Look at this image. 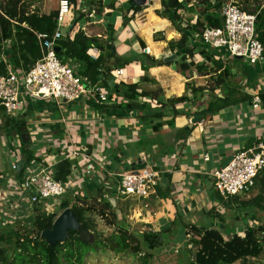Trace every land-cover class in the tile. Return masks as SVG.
<instances>
[{"label":"crops","instance_id":"1","mask_svg":"<svg viewBox=\"0 0 264 264\" xmlns=\"http://www.w3.org/2000/svg\"><path fill=\"white\" fill-rule=\"evenodd\" d=\"M91 6L88 13H92V17L97 15V20L79 26L78 23L75 24L73 17L74 28L70 29L73 35L81 29L86 36L98 37L104 44L110 31L108 25H112V42L109 45L111 55L115 57L105 60V66L111 69L107 84L111 87L120 81L126 84L137 83L143 91L160 88L161 95L158 98L166 104L161 106L159 100L158 102L149 97H138L129 109L124 105L118 106L122 102L120 96L117 102L99 104L94 97L84 95L73 102L82 103L76 115L72 116L69 111L68 119L65 115L57 119L48 115L46 119L40 120L43 110L38 111L28 100L25 117L19 120L24 123L23 130L20 133L15 131L21 145L16 148L12 144L6 154L8 157H14L13 165L20 160L24 162L27 158L24 157L23 149L26 148L33 154L31 142L42 132L46 141H58L61 138L62 144L76 141L85 143L97 160L94 175L102 181H116L118 172L140 169L150 161L162 171L161 178L165 188L161 190L168 191V197L160 198L156 195L143 199L135 198L136 204L147 206L146 203L150 202L152 207L156 206L152 210L157 213V218H160L165 228L177 218H180L182 223L186 220L187 224L215 227L218 221L210 217L209 210L214 192L208 185L212 179L210 171L205 169L206 155L212 152L216 167L217 162H223L233 151L252 147L259 137H264V110L261 104L256 108L252 106L254 96L259 97L258 94L262 93L264 97V63L252 66L245 62V65L235 68L226 52L218 50L222 54L224 65L231 68L234 79L238 75L242 76H238L236 91L251 95L252 99L251 103L241 102L215 114L202 115L200 112L208 107L210 101L226 93L225 87L215 88L214 91L196 90L199 87L207 88L208 79L212 74L201 75L194 69L182 73L176 65L150 67L145 72L138 61L124 64L126 59H133L140 53L156 60L175 55L168 48V42L177 41L181 34L167 19L156 14V11L161 10L160 0H146L137 13L129 9L131 6L128 0H92ZM98 9H101L100 14L95 13ZM195 13L190 14L189 18L193 22ZM155 34H159L163 40H155ZM140 42L144 44L143 49ZM112 47L115 49L114 54ZM103 53L105 55L106 51ZM99 54L100 51L96 48L90 50V55L96 58ZM194 57V62L200 64L201 56L197 54ZM118 69H122L123 74L120 77L113 76V71ZM143 76H146L148 81H141ZM227 81L231 83L232 80ZM188 85L194 87L195 91L188 89ZM181 96L188 97V101L174 107L168 105L167 101ZM53 102L56 106L67 104L54 100ZM159 113L161 118H154L153 115ZM199 115L202 119L192 123V119ZM30 117H33V120ZM31 123H34L33 130L36 133L30 132ZM155 125L158 129L153 128ZM7 126L9 125H5ZM9 128L6 130L11 132ZM2 132L0 145L7 147V143L2 139ZM23 133L27 134L25 142L21 138ZM6 169L12 174L7 175ZM17 174L18 172L10 170L9 167L5 168L4 155L0 151V233L13 228L12 221H26L24 225H27L34 216L33 208L29 206L21 191L16 189L14 181L18 180ZM84 188L88 196L94 191L91 182L85 183ZM130 200L132 199H128L129 204ZM110 203L113 208L119 210L117 196L110 200ZM207 221L208 224H203Z\"/></svg>","mask_w":264,"mask_h":264},{"label":"trees","instance_id":"2","mask_svg":"<svg viewBox=\"0 0 264 264\" xmlns=\"http://www.w3.org/2000/svg\"><path fill=\"white\" fill-rule=\"evenodd\" d=\"M192 0H162L161 10L156 11V14L167 19L172 26L181 34V37L177 41H169L168 48L174 52L176 58L160 63L159 60L150 57L147 54L140 53L135 55L136 59H126L124 64L132 61H138L141 69L147 71L150 67L155 66H170L176 65L179 72H186L194 69L201 75L212 74L206 87H199L196 90L203 91L209 89L214 91L215 88L223 89L225 87L226 93L223 96L216 97L209 102L208 107L200 112L202 115L215 114L218 111L241 102L251 103V95L238 93L236 88L229 85L227 80H232L231 68L224 65L221 60V52L218 50H209L200 40L193 39V34L200 35L201 30L205 27H220L222 18L220 16L219 9L224 0H215V5L212 8H216L209 11V3L206 8L199 9V16L194 24L190 22L191 19H182L180 11L185 10V4L191 3ZM208 2L207 0H204ZM242 10L249 13H255V30L258 34V39L264 46V8L260 9L264 0H233ZM73 4L75 0H70ZM100 4V3H98ZM130 4V3H129ZM241 4L252 5L253 10L248 11L245 6ZM101 6V4H100ZM112 6V5H111ZM101 8V7H100ZM133 13L139 12L141 7H130ZM101 9L96 10L95 13L100 14ZM56 16L57 11H51L49 13H38L29 11L26 3L23 0H0V50L5 54L6 61L11 64L15 69L28 70L31 68L37 60L42 56L40 44L37 40L36 34H51L56 28ZM84 15L80 13L78 17L74 19L77 24L78 20ZM202 17V18H201ZM108 38L103 44L98 37H88L84 32L79 29L72 39L66 37L65 39L57 41V47L59 51L57 56L61 61L67 62L68 59L77 63V74L85 77L91 83H99L103 88L110 90L109 94H115L120 96L121 103L118 106L124 105L125 108H132L134 102L138 97H149L156 101H160V105L166 104L158 97L161 95V89L158 88L155 91H143L140 90L139 84H126L122 81L114 83L113 86L107 84V80L110 78L111 69L105 66L106 58L115 57L111 55V47L109 45L112 42L111 29L112 25H108ZM160 34V33H159ZM159 34L155 36V40H163ZM3 44V46H2ZM141 48H144V44L140 42ZM96 48L100 51L99 56L94 60L90 57V50ZM197 50V51H196ZM104 51L106 54L104 55ZM197 53L204 60L203 63H196L192 60L194 54ZM228 56V53H226ZM187 58L191 59L187 62ZM235 62L238 59L232 58ZM6 74V64L0 61V75ZM102 78V80H101ZM101 80V81H100ZM141 81H148L146 76L141 78ZM192 92L195 91L194 87L187 86ZM238 95V96H236ZM261 105L264 110V97L262 93H259ZM127 100L126 101H123ZM158 101V102H159ZM188 101V97L181 96L167 101L168 105L173 107L176 104L185 103ZM125 102V103H123ZM176 113V111H175ZM154 118H161V113L154 114ZM6 125H15L19 129L17 133H20L24 125L23 121L12 120L7 118ZM154 129H158L155 125ZM24 157L28 160L33 158V154L26 148L23 149ZM25 159V161L27 160ZM70 172V162L68 160L60 161L55 168V178L59 181L66 180ZM21 175V171L17 174ZM255 185L258 186V194L248 200L240 201L238 196L230 197L225 201L218 193L216 198L225 206H230L233 202L236 207L240 209L258 208L264 211V171L256 178ZM156 195L160 198L168 197V191L158 189ZM80 203V204H78ZM61 210L70 208L76 215L78 222L85 228L93 229L92 221L89 219L88 213L95 208L89 207L85 201L75 199L71 202L65 199L59 203ZM108 213L117 216L115 209L112 207L108 200H103L98 209V213L104 216ZM250 218L255 217V213L249 211ZM219 218L221 216L218 214ZM141 217L140 210H137L133 214L134 219ZM55 215L50 212L47 214H39L33 216L30 223L20 229H6L0 233V264H84V258L88 252H95L98 249L104 251L109 250L115 254H123L131 251V243L133 241L128 229L121 222L114 230L113 234L108 239L95 240L94 242H82L78 237V233L70 231L67 239L63 243H56L55 245H49L41 237L40 233L45 229L52 227ZM150 217L140 218L141 222H149ZM219 219V220H220ZM221 221V220H220ZM176 219L172 222L175 224ZM92 225V226H91ZM183 227L185 229L184 235L189 236L188 245H191L192 249L184 250V254L189 256V264H233L236 261L241 260L246 264V260L249 257L256 258L263 251L264 243V226H258L257 229L253 227H246L242 235L234 233L233 230L227 228L223 229V233L227 236L231 234V237L225 239L222 233L214 227H200L195 225H186L184 223L176 227L177 230ZM25 228V229H23ZM189 229V231H188ZM169 229L160 233L145 232L141 233V241L146 245L149 251H152L163 245V241H166ZM175 233V234H176ZM138 245L134 246V253L138 252ZM131 251V252H132ZM132 252V254H134ZM154 256V255H153ZM183 256V254H182ZM152 257V253L143 254V262L147 264L148 259ZM182 258V257H181ZM180 260L176 256V264H181Z\"/></svg>","mask_w":264,"mask_h":264},{"label":"built area","instance_id":"3","mask_svg":"<svg viewBox=\"0 0 264 264\" xmlns=\"http://www.w3.org/2000/svg\"><path fill=\"white\" fill-rule=\"evenodd\" d=\"M72 5L70 0H59L53 33L36 34L42 56L31 68L17 70L4 57L6 74L0 75L1 115L22 120L28 100L52 99L57 103H73L81 96L90 95L99 104L118 101V96L109 94L110 90L78 75L77 63L70 59L63 62L57 56V41L74 36L70 29L74 28ZM263 8L264 2L260 6V9ZM184 11H180V16ZM219 12L221 26L205 27L200 35L193 34V39L200 40L209 50H224L229 58H240L249 65L263 64L264 46L255 30L258 11L249 13L233 0H224ZM87 17H92V13H87ZM190 22L194 24L192 20ZM90 57L96 59L92 55ZM186 61L190 62L191 59L187 58ZM203 62L201 58L200 63ZM122 74V69L113 71L115 77ZM260 104V98L254 96L252 106L256 108ZM230 156L231 160L224 167L210 170L214 191L223 199L244 195L254 188L256 178L264 171V137H259L252 147L233 151ZM64 160L70 162V172L66 180L59 181L55 178V168L58 162ZM96 164L97 160L86 145L77 146L72 142L62 144L60 140L47 139L46 147L37 151V154L33 152V158L23 162L20 169L22 176L14 184L33 208L34 215L53 213L54 207L65 199L71 202L75 199L86 201L93 195L95 202L101 204L103 200L110 202L116 195L123 199L148 198L156 196L158 189L165 188L162 171L150 161L140 169L118 172L116 181L96 178ZM11 169L15 171V165ZM88 182L94 186L89 196L84 188ZM70 191L73 195H68Z\"/></svg>","mask_w":264,"mask_h":264},{"label":"rangeland","instance_id":"4","mask_svg":"<svg viewBox=\"0 0 264 264\" xmlns=\"http://www.w3.org/2000/svg\"><path fill=\"white\" fill-rule=\"evenodd\" d=\"M23 1L26 3V6L29 11H34L38 13H49L51 11H56L59 0H23ZM207 1L208 2H205L204 0H192L191 3L185 4L186 8H185V11L181 14V18L189 19L191 16L190 14L196 12L195 15L193 16L195 19L194 20V23H195L197 17H200L199 12H198L200 8L201 9L206 8L209 3L208 10L209 11L213 10L214 7L212 8V6L215 5L214 4L215 0H207ZM237 1H240V0H237ZM91 4H92V0H86V1L75 0V3H73V5L71 6L73 10L72 12H73L74 19L78 17L80 13H83L84 15L81 19L78 20L79 26H84L86 22L88 21L93 22L97 20L98 18L97 15L93 16L91 19L85 17L87 16V13L91 10V7H92ZM241 6L243 7L245 6V8L248 11L253 10L252 5L246 6V4H241ZM155 36L157 35L155 34L154 37ZM2 51L0 50V61H3V59H5L4 58L5 54ZM231 61L233 62V65H235V68L245 65L244 64L245 61L242 59H239L236 62H234V60L231 58ZM238 76L242 77L241 75H238ZM238 76L235 79L232 78V81L234 82L231 81V83H229L231 87L237 88L236 85H238L239 83ZM155 90H157V88L156 89L154 88L153 91ZM30 103H32L38 111L43 110V112L41 113L40 120L46 119L48 115H51L52 119H57L61 115L64 117L65 115L68 119L69 111H71V115L74 116L76 115V111L77 112L80 111L81 106H82V103H79V102L71 103V104L69 103L59 104L58 106H56V103L53 102V100L52 101L50 100V102L49 100H30ZM30 118L33 120V117H30ZM6 120H7V117H5L3 114L1 115V112H0V133L3 130L2 139L4 142L7 143V147L0 145V151L2 155H4L5 168L9 167V169L11 170L14 157L13 156L8 157V155L6 154V151L8 148L12 146V144L15 145L16 148H19L21 145V141L19 140L18 136H16V133H15V131H17L19 127L11 124L13 127H11V125L7 126V127H10L9 130L11 132H9L8 130H6L7 127H5L7 123ZM33 124L31 123L29 126L32 129L30 132H36L35 130H33V127H34ZM71 127H74V126L71 125ZM35 138L36 139L32 140L31 142V150L36 153L41 148L46 147L47 141L45 139V135L42 132H39ZM74 144L77 146L85 145V143L83 144L80 141H76L74 142ZM221 164L222 162H219V163L217 162L216 167L221 166ZM6 170L8 171V169ZM8 173H11V171H8L7 175ZM21 176H22V173L21 175H18V178H20ZM23 176H25L24 173H23ZM208 185H210L211 191L214 192L212 204L209 205L210 217L218 221L215 224L214 228H217L222 233L225 239L230 238L231 234L228 236L224 234L223 229H221L222 227L227 228L229 230H233L234 233L242 235L243 231L248 226L253 227L254 229H257L258 226H264V211H261L260 209L256 207L248 208V209H240L236 207V204L233 202L230 203V206H225L223 203L219 201L218 198H216L215 194L217 192L214 191L213 183L212 182L211 184L208 183ZM258 192H259V188L255 186L249 193L238 196V199L240 201H248L254 198L258 194ZM68 195H73L72 191H70ZM117 199L119 200V205H118L119 210H116L114 208L117 216H114L108 213V211L105 212L106 215L108 214L107 216L99 214L98 209L100 208V204H97L95 202V198L94 197L92 198V196H89L88 200L85 201V203L89 207L95 208V210H92L91 212L88 213L89 219L93 222L92 223L93 229L92 228L91 230L87 229L89 232L88 242L91 243V242H94L95 240L108 239L110 235L113 234L114 230H116V227L118 226V224L122 222L123 225L128 229L133 239L131 243V246H132L131 251L134 249L135 245H138V248H139L138 252L136 251V253H134V251H132L134 253L132 254L131 251H128L123 254H115L109 250L104 251L101 248L95 252H88L84 258V264H146L143 262L142 256L143 254H148V253H152V257L148 259L147 264H176L177 263L176 256L179 260L182 257L181 264H189L188 263L189 256L184 254V250L192 249L191 245H188V241L190 238L188 235H184L185 229L183 227H180V229L177 230V233H176V227L182 224V221L180 220V218H177L178 221L176 220L175 224L171 223L170 225L166 226L167 228H165V226L162 225L160 218H157V213H154L155 211L152 210V208H155L156 206L152 207L150 202L146 203L147 206L145 205L140 206L139 203L136 204L137 200L135 199L130 200L131 204L128 203L129 202L128 199H131V198L123 199L117 196ZM224 200L227 201L228 199H224ZM48 203H51V201ZM262 205L264 206V202ZM137 210H140L141 212L140 218H146L147 216L150 217L149 222H141L139 221L140 218L134 219L133 214ZM249 211H252L255 213V217L253 219L250 218ZM218 214L221 216V219L219 218V216H217ZM16 221H17V224H16ZM12 222L13 223H11V226L13 227V229H16V230L24 227L25 226L24 224H26V221L18 222V220H14ZM185 222L184 224L186 225H193V224H187V222L186 223ZM208 222L209 221L203 224H208ZM166 229H169V232L167 231L166 233H164L167 235V239L166 241L162 242L163 245L152 251H149L146 245L141 241V237H140L141 233H145V232H155V233L162 232L163 233V231H165ZM0 246H3V244L0 243ZM245 263L246 264H264V243H263V251L261 252V254L256 258H253V257L247 258ZM233 264H244V263H242L241 260H239Z\"/></svg>","mask_w":264,"mask_h":264},{"label":"water","instance_id":"5","mask_svg":"<svg viewBox=\"0 0 264 264\" xmlns=\"http://www.w3.org/2000/svg\"><path fill=\"white\" fill-rule=\"evenodd\" d=\"M86 1V0H81ZM131 7H142L145 5L146 0H128ZM56 52L59 51V48L57 47ZM115 53L114 47H112V54ZM175 55H171L169 57H166L162 60H159L160 63L162 62H168L173 59H175ZM240 59V58H236ZM202 119V116H195L192 119V123H197ZM22 141L25 142L27 138V134L23 133L21 134ZM207 159L205 161V169L207 171H210L215 167L214 165V159L212 152H208L206 155ZM231 156H228L224 159L221 166L224 167L230 160ZM23 164V161H17L15 163V171L19 172L21 169V166ZM53 214L55 215V219L53 221L52 227L50 229H45L40 233V237L49 245H55L56 243H63L67 239L69 232L74 231L78 233V237L80 241L82 242H88L89 240V232L87 228H85L83 225H81L76 215L72 212L70 208H66L64 210H61L60 206H56L53 210Z\"/></svg>","mask_w":264,"mask_h":264}]
</instances>
